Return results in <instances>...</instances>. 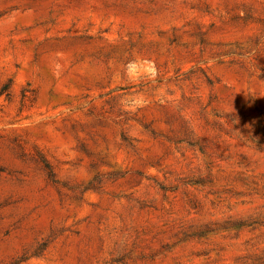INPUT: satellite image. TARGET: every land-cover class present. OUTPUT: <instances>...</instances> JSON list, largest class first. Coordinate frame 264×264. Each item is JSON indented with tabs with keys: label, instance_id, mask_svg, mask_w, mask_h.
I'll list each match as a JSON object with an SVG mask.
<instances>
[{
	"label": "rangeland",
	"instance_id": "374dc122",
	"mask_svg": "<svg viewBox=\"0 0 264 264\" xmlns=\"http://www.w3.org/2000/svg\"><path fill=\"white\" fill-rule=\"evenodd\" d=\"M0 264H264V0H0Z\"/></svg>",
	"mask_w": 264,
	"mask_h": 264
},
{
	"label": "clouds",
	"instance_id": "9594fccd",
	"mask_svg": "<svg viewBox=\"0 0 264 264\" xmlns=\"http://www.w3.org/2000/svg\"><path fill=\"white\" fill-rule=\"evenodd\" d=\"M125 75L132 80H136L139 78H149L155 79L156 77V69L152 66V64L148 61H136L132 60L125 65ZM141 101L138 98H128L125 97L121 100V103L125 107L133 108L136 107ZM164 100L161 99V103ZM178 104V101L176 102ZM176 106V105H174Z\"/></svg>",
	"mask_w": 264,
	"mask_h": 264
},
{
	"label": "trees",
	"instance_id": "16d2710c",
	"mask_svg": "<svg viewBox=\"0 0 264 264\" xmlns=\"http://www.w3.org/2000/svg\"><path fill=\"white\" fill-rule=\"evenodd\" d=\"M47 166V168H49L50 169V166L49 165H46Z\"/></svg>",
	"mask_w": 264,
	"mask_h": 264
}]
</instances>
